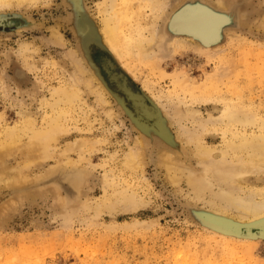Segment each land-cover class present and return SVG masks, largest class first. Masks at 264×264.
<instances>
[{"label": "rangeland", "instance_id": "obj_1", "mask_svg": "<svg viewBox=\"0 0 264 264\" xmlns=\"http://www.w3.org/2000/svg\"><path fill=\"white\" fill-rule=\"evenodd\" d=\"M226 1L227 8L222 10L209 0H177L179 5L174 9L168 6L159 20L152 7L144 8L138 19L142 25H154L162 42L151 61L121 56L112 46L108 51L99 46L91 51L100 66L112 57L160 109L177 151L166 146L163 138L153 144L146 142L135 120L108 92L104 91L107 105L84 92L83 101L64 121L66 131L52 156L42 166L30 169L32 180L27 190L38 197L22 200L0 218V264H264V235L223 239V235H231L216 227L219 217L208 203L209 195L195 197L186 179L172 183L163 163L167 155L173 156L185 171L208 178L211 164L200 161L191 135L200 133L210 116L220 117L228 109L227 99L253 103L264 116V34L240 24L241 15L256 20L264 17V0ZM80 4L99 27L101 0H80ZM201 7L224 17L214 35L202 39L168 24L170 16L173 20L186 8L194 12ZM74 17L69 0L0 8L1 140L5 128L23 125L26 113L40 127L54 114L47 105L55 98L54 90L70 86L83 57L74 34ZM55 31L60 42L53 36ZM223 62L233 63L227 74L218 72ZM185 83L191 88L185 89ZM107 85L121 90L116 81H107ZM188 113L197 118L186 117ZM219 122L213 121L209 127L215 128L212 124ZM225 129L224 124L218 130L204 129L205 143L221 148ZM231 137L229 133L227 139ZM84 139L94 148L87 147L85 156L80 157L73 145ZM131 148L140 150L143 171L123 168L124 154ZM82 158L81 164H70ZM18 162L19 158L10 157L7 163L16 166ZM124 179L131 185L129 192L140 200L138 210L97 215V204L104 196L120 191ZM107 180H114L118 188L109 187ZM249 181L262 186L264 174L252 175ZM45 190L59 191L60 201L55 193L43 194ZM13 192L1 189L0 205L10 200ZM87 200L91 208L83 209ZM204 213L213 219L205 222ZM239 228L238 232L248 231L244 225ZM251 230L254 234L259 228Z\"/></svg>", "mask_w": 264, "mask_h": 264}, {"label": "bare ground", "instance_id": "obj_2", "mask_svg": "<svg viewBox=\"0 0 264 264\" xmlns=\"http://www.w3.org/2000/svg\"><path fill=\"white\" fill-rule=\"evenodd\" d=\"M39 1L0 0V8L36 7ZM69 1L74 5V34L83 57L81 62L76 65V72L70 86H62L54 90L55 98L51 104H47L51 105L54 114L48 115L44 119V126H38L37 120L26 113L21 127L5 128L4 138L0 139V190L8 188L13 189L14 192L8 202L0 205V218L3 214L16 209L22 200L38 197L35 196V193L27 190V186L32 180L30 169L32 165L42 166L45 160L52 156L59 137L66 131L64 121L74 110L76 104L83 101L84 92L88 91V95H95L98 102L104 105L108 104L104 97V91L106 94L108 92L112 97H115L120 108L135 120L134 122L137 123L146 142L149 140L153 144L155 140L165 139L166 146L177 151L176 146H173L174 142L168 138L166 120L159 111L160 109L135 87L112 57L106 59L107 62L105 61L106 63L100 66L91 51L96 46L108 51L107 48L112 46L114 50L121 53V56L138 57V60H153L158 53L157 47L162 45L159 33L150 23L142 25V20H139L138 16H143L144 8L152 7L156 12L153 14L154 17L158 20L163 19L166 8L171 6L174 9L179 5V2L176 4L177 0H101L99 6L101 25L99 28L84 5L81 6L80 0ZM209 1L219 9L227 8L226 0ZM223 23L224 17L223 19L218 17L204 7L194 12L192 9L186 8L182 14L176 18L173 17V20L170 16L168 20V24L172 28H183L186 32L199 35L202 39H205V35H214ZM240 24L249 26L253 30L257 29L260 35L264 34V17L256 20L241 15ZM53 36L56 41H61L57 31L53 33ZM28 49L29 45L25 47V51ZM27 58L30 59L28 55H26ZM28 59L26 61H29ZM223 63L224 65L219 64L221 68H218V72L227 74L230 72L228 66L233 63ZM107 81L108 83L116 81L121 86V90L112 89L113 86L107 85ZM184 88L190 89L191 86L189 87L185 83ZM233 92L236 95L239 94L236 89H233ZM226 104L228 109L215 119L210 116L208 125L204 126L207 132L213 129L218 130L223 124L226 126L224 130L226 140L221 148L205 143L204 135H202L204 129L200 132L201 134L198 133L190 137V141L195 143L200 161L204 164H211L210 177L205 178L201 174H193L188 169L186 173L173 156L167 155L163 163L172 183L179 184L186 179L195 197L204 199L206 195H209L208 203L217 209V212L214 213L219 217V224L216 227L222 229L225 234L231 235H223V239L238 241L240 238L233 236L252 237L251 235H255L260 237V235H264V184L255 186L249 181L252 175L264 174V116L260 115L253 103L245 104L241 100L240 102L236 100L228 102L227 99ZM131 105L134 106L131 107ZM190 116L197 118L192 113H188L186 117ZM213 121L221 123L212 124L215 128H210L209 123ZM229 133L232 134L231 139H227ZM93 146V143L84 139L73 145V149L78 151L80 157H84L86 148L88 147L92 151ZM10 157L19 158L18 165H8ZM83 159H79L76 163L70 162V164H81ZM211 159L216 162H210ZM122 166L131 172L143 171L144 163L140 150L131 148L126 151ZM107 181L110 182L109 187L119 185H116L114 180ZM122 186L120 191H113L114 193L111 195L102 198V202L100 201L95 207L97 215H101L103 212L114 214L120 211L135 212L138 210L137 203L140 200L138 197L136 198L137 195L134 192H129L131 185L126 179ZM78 187L82 189L83 184H78ZM45 191L42 193H55L54 195L58 196V201H60L59 191ZM88 201L85 202L83 209L91 208L92 203ZM202 218L205 222H210L213 219L209 213H204ZM225 221L228 222V225L225 224ZM236 222H240V224H236ZM243 225L247 227L248 231L238 232L239 226ZM252 227L259 228V231L252 234Z\"/></svg>", "mask_w": 264, "mask_h": 264}]
</instances>
